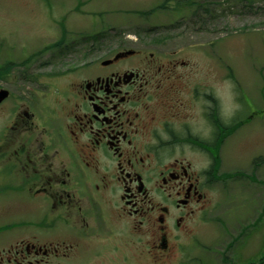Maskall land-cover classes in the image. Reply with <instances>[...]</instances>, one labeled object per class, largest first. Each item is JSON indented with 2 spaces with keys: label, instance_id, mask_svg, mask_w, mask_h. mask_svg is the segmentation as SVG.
I'll list each match as a JSON object with an SVG mask.
<instances>
[{
  "label": "flooded vegetation",
  "instance_id": "1",
  "mask_svg": "<svg viewBox=\"0 0 264 264\" xmlns=\"http://www.w3.org/2000/svg\"><path fill=\"white\" fill-rule=\"evenodd\" d=\"M69 38L0 64V197L20 218L0 230L14 239L0 264H86L120 237L181 263L215 211L226 101L193 85L183 49Z\"/></svg>",
  "mask_w": 264,
  "mask_h": 264
},
{
  "label": "rangeland",
  "instance_id": "2",
  "mask_svg": "<svg viewBox=\"0 0 264 264\" xmlns=\"http://www.w3.org/2000/svg\"><path fill=\"white\" fill-rule=\"evenodd\" d=\"M163 2L0 0V64L19 62L21 51L35 52L66 35L83 36L90 49L99 34L104 45L128 41L183 49L195 72L193 85L211 87L217 101H226L233 122L248 117L241 120L247 126L220 153L210 221L194 224L181 263L172 264H257L264 257V0H196L193 8L174 3L142 15ZM253 111L262 118L249 121ZM15 203L10 200L6 208L0 197V230L19 221ZM115 241L111 249L104 245L102 258L86 264H153L134 254L122 237ZM13 243L10 234L0 233V252ZM50 264L82 263L59 259Z\"/></svg>",
  "mask_w": 264,
  "mask_h": 264
},
{
  "label": "trees",
  "instance_id": "3",
  "mask_svg": "<svg viewBox=\"0 0 264 264\" xmlns=\"http://www.w3.org/2000/svg\"><path fill=\"white\" fill-rule=\"evenodd\" d=\"M174 3L178 5L179 7L186 6L189 8H193L195 7L196 0H164V3L161 4L159 7L153 9L152 11L148 13H144L142 15H151V14L158 12L159 10H166L169 7V5L174 4Z\"/></svg>",
  "mask_w": 264,
  "mask_h": 264
},
{
  "label": "water",
  "instance_id": "4",
  "mask_svg": "<svg viewBox=\"0 0 264 264\" xmlns=\"http://www.w3.org/2000/svg\"><path fill=\"white\" fill-rule=\"evenodd\" d=\"M6 97V93L5 92H0V98L4 99Z\"/></svg>",
  "mask_w": 264,
  "mask_h": 264
}]
</instances>
